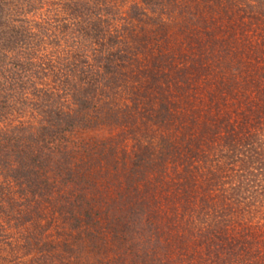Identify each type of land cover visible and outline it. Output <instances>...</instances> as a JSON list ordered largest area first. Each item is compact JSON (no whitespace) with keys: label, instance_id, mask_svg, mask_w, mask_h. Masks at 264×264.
Segmentation results:
<instances>
[{"label":"trees","instance_id":"obj_1","mask_svg":"<svg viewBox=\"0 0 264 264\" xmlns=\"http://www.w3.org/2000/svg\"><path fill=\"white\" fill-rule=\"evenodd\" d=\"M225 1H228L227 5L222 4L221 0L196 2L203 3L204 6L207 3L211 5V11L218 14L220 20H224V17L233 20V15L236 19H241V22L237 19L235 28L227 32L230 39L227 44L211 37L206 48L203 44H197L199 49L194 54L188 50L193 48L189 43L192 39L189 33L188 49L180 52V56L186 59L183 64L170 63L172 56L177 57L175 51L168 49L156 54L150 51L148 54H152L142 64L144 67L136 70L135 78L139 76V79L133 93L139 95L141 90L150 88L149 83L157 81L155 85L152 83V88L157 95L158 108L152 107V114L136 111L133 117L126 116L125 113L122 119L127 126L125 135L130 137L136 128L139 134H133L131 139L135 146L128 155L132 159V166L128 168V172L121 168L120 178H124L125 185L122 189H125V192L119 194L117 209L115 206L112 208L114 219H106L107 230L111 232V244L119 249L113 263L264 264V0ZM75 2L71 6L73 8L66 13L65 19L73 20V30L80 34L83 42L85 39L89 42L87 39L91 38V44L96 41L102 47L108 48L125 40L124 37L128 38V31L123 35L113 26V21L120 15L117 16L112 4L110 6L111 0H94L93 5ZM146 2L154 6L153 4L158 5L157 2L160 3L161 0ZM187 2H193V6L187 7L197 9L199 5L193 0ZM3 5L0 3V45L14 47L17 43L21 46L27 44L31 35L29 27L22 26L18 36L3 29L4 16L10 13L5 12L7 9ZM214 5L219 7L220 11H214ZM228 5L249 7L250 11L241 13V9L232 11L227 8L223 11ZM131 9L134 12L130 13V17L139 15L135 12L140 11L138 5H132ZM187 12L192 18L191 23L202 21L195 19L198 10ZM183 19L182 26L187 29L188 18ZM22 20L25 23L27 19ZM42 22L40 20L35 23L38 26H47L41 28L40 40L48 32H52L51 28L53 32L62 31L61 26L53 25L54 20H47L45 23L42 16ZM54 26H57V31ZM67 29L71 31L66 24L64 32ZM249 31L251 36L248 35ZM129 38L132 39L131 36ZM51 39L58 41L59 36L55 35ZM73 41H76L77 46L73 47L72 44L68 55H65V66L71 70L65 77L67 80L73 78L74 67L79 64L78 71L83 77L78 76V90H75L74 85L73 89H64L62 92L59 89L53 93L40 94V100L33 101L36 108L29 113L33 118H37V123L27 122L25 125L0 127V172L7 174L12 180L20 192L18 196L22 198L23 205L22 209H15L14 204L7 207L2 198H6V195L0 190V214L2 213L5 219L16 217L17 212L23 213L26 219H29L32 213L39 214L43 205L41 202L51 205L52 218L65 219L68 224L66 226L71 229L80 230V226L91 228L93 219L99 214L98 209H94V204L91 206L90 200L87 199V192L97 189L103 183L107 184L109 172L103 170L100 176L89 166L82 170L86 163L95 165L94 162H98L94 161L96 158H107L103 153L111 149L106 148L107 145L102 142L97 145L82 138V111L94 108L90 103L94 94L102 91L104 86L112 88L122 76H126L122 75L121 69L126 68L127 64L138 62V58L134 55L132 47H128V52L119 56L122 63H109L110 56L95 54L94 59H91L96 64L91 66L86 63L88 57L83 53L88 45L80 44L76 37ZM22 48L17 58L12 55L13 51L9 53L10 51L5 49L1 50L0 69L6 71V79L11 81V73L15 71H18L19 76L22 72L33 75H44L43 71L48 72L41 66L44 62L34 63L30 46L27 53H24V47ZM60 58L61 56H57L56 60L46 61L53 62L45 63L50 74L56 75L53 70L60 65ZM124 63L126 65H123ZM61 65L64 66L62 63ZM36 66L39 68H35ZM173 92L177 96V102H185L191 94L198 109L192 110L185 123L179 122L173 127H168L167 122L172 116L168 112L167 103L174 101H171L167 93L174 96ZM62 97L65 98L66 104L64 99L61 100ZM136 98H132V103L137 107L139 102ZM1 101L0 118H9L11 114L16 113L6 107L5 98ZM103 104L97 106L96 114L101 118H108L114 111L107 102ZM135 114H140L139 118H150L155 127L159 126V123L162 127L165 126L162 132L161 129L159 132L155 130L160 136L158 142L152 141L154 136H146L142 131L143 127H138L144 122L139 124ZM112 148L114 150V146ZM96 152H99L100 157H93ZM122 154L126 155L124 152ZM99 164L101 166L102 162ZM145 165H153L156 173L147 175L146 169L143 168ZM168 165L175 170L174 176L171 175L173 170L167 171ZM80 168L83 169L79 175ZM175 176L177 187L179 186L183 194H188L193 189V201H190L189 196H182L181 199H176L177 202L173 205L167 202L161 219H156L154 211L150 212L147 208L155 204V197H160L155 192L157 184L161 187L159 192L162 193L169 185L175 195ZM59 182L72 185V188L76 185L81 187L74 194L69 192V196L59 194ZM150 187L149 193L147 190ZM141 190L147 194L144 198L142 195L145 193H140ZM163 196L165 194L161 197ZM165 198L169 200L173 197ZM101 200H105L104 197H101ZM106 211L111 213L112 210L109 207ZM159 211L161 210L155 212ZM69 219H72L70 223ZM171 219L178 221L173 223ZM58 222L60 224L61 220ZM62 224L65 225V222ZM173 224V234H169V237L164 235L167 233L162 230L166 226L170 228ZM160 237L163 242L168 241L167 247L173 246L176 251L169 248L157 251L158 246L162 245ZM98 239L97 236L96 240ZM37 242L39 241L36 238L33 244ZM91 244H94V241ZM64 258L63 261L68 258L67 255H64ZM45 260L52 259L47 256Z\"/></svg>","mask_w":264,"mask_h":264},{"label":"rangeland","instance_id":"obj_2","mask_svg":"<svg viewBox=\"0 0 264 264\" xmlns=\"http://www.w3.org/2000/svg\"><path fill=\"white\" fill-rule=\"evenodd\" d=\"M75 1L84 2L89 5L94 4V0H0V3L4 4V8L7 9V11L5 12L10 11V13H7L4 16V19L2 21L3 29L9 32V34L13 33L17 36L18 31L22 28V26L29 27V30L31 31V35L29 34L30 37L27 40V44H22L21 46L20 43H17L14 47L9 45L3 47L0 45V52L2 49L3 51L4 49L7 52L10 51L9 53L13 51L12 55H15V58H17L18 56H20V50H23L22 47H24L23 52L27 53L30 46V55L33 54L32 59L33 61H35L34 63L44 62V64H41V66L48 70V72L43 71L45 73L44 75H38L36 73L34 75L33 73L23 74L22 72L20 76L19 73L17 75L18 71H15L14 73H11L12 75L10 76V81L5 78L6 71L0 69V104L2 103L1 100L5 98L7 101L5 102L6 107L16 111V113L11 114L9 118L1 117L0 127H13L16 124L25 125V123L27 122L28 124L37 123V118H33V116L29 115V113L36 108L33 101L38 102L40 100L38 98L40 94H44L45 92L53 93L59 91V89L62 92L65 91L64 89H73L74 85L75 90H78V76L80 75V77H83V74L78 71L79 64H76L77 66L74 67L75 72L73 74L75 76H73V78H68L67 80V78L65 77L68 71H71L67 68V66H65V64H67L65 55H68V51L71 50L69 47L72 44H74L73 47L75 46L76 41H73L75 37L79 40L80 44L82 43L84 45H88L84 48L83 53L86 54L89 59L88 60L85 58L86 63L91 64V66H95L96 64L92 60L94 59L95 54L101 55L102 57L103 55L105 57L110 56L109 63L120 64L122 63V60H120L119 56L127 53L129 48L132 47L134 55L138 58V62H132V65L131 63L127 65L124 63L123 65H126V68H122L121 70H123L122 75L126 74V76H122V79L119 80L116 83L117 85L115 84L112 88L104 86L102 90L104 91V93H102V91L95 93L94 97H92L93 100L90 102L92 107L94 108H87L86 111H82L84 117L83 121H81L83 125L80 126V134L82 138L91 140L97 145L102 142L105 144V146L107 145L106 148L111 149V151L109 152H100V154L103 153L107 155V158L109 159L108 161L110 162L107 161V158H101L99 152H96V154H93V157L96 158V156H99V160H96L97 158L94 160L98 162L93 161L95 165H88V163H86V167L84 165L85 168H80L78 172L80 175L82 171L88 168V166L89 168H91V170H96L98 172V175L100 176L102 175L101 172H103V170H105V172H109L107 184L103 183L97 189H90V192H87V199L90 200L91 206L94 204V209H98L99 214L95 219H93V226L91 228L85 229L86 227L80 226V230H77L76 228L71 229L66 226L68 224L65 219L52 218V214H50L51 205L46 202H41V204L43 205H41L39 214L35 212L32 213V216L27 215L29 216V219H26V216L21 212H17V218L7 217L6 219L3 215H1V213L0 264H62L64 255H67L68 257L66 259L67 261H63L64 264H120V262L113 263V260L116 259L115 256L117 255V253H119V249L111 244V232L110 230H107L108 221L106 219H114V210L112 208L115 206L117 209V201H120L119 194L121 192H125V189H122V187H124L125 185L123 183L124 178L123 180H121L120 178L121 168L122 170H125V172H128V168L132 166V159H130V156L128 155H130L129 153L135 146L133 145L134 142L131 139L133 134H135L134 136H137V134H139V130L136 128V130L138 131L135 130L130 137L125 135L127 126L125 125V122L122 121V119L125 117V113L126 116L130 115L133 117V114L136 111L137 113H139L140 110L147 111L148 113L152 114L153 112L151 111V108H158L157 95L155 94L154 88H152V85H155L157 81H153V84L149 83L150 88H146L143 91L141 90L139 95L133 93L135 91L134 87H136L137 85V79H139V76L135 78L137 76L136 70H139V68L142 69L144 67V65L142 66V64L145 63L146 60H148L147 57L152 53L156 54L157 52H163L165 50L168 51V49L171 51H175L174 54L176 53L177 55V57L172 56V61H170V63L172 62L173 64H183L186 59L185 57L180 56V52L183 53L184 50L188 49L187 37L189 33L192 36L190 37L192 39H190L189 43L193 45V48L190 47V49L188 50L189 52H193L194 54L197 53L199 49V47H196L197 44H203L204 48H206L208 39H210L211 37H214V39L221 42L223 41L224 44H227L230 40L228 39L227 32L233 30L235 28L234 24L238 23L239 20L241 22V19L238 18L237 22L235 15H233L232 17L233 20L225 19L226 17H224V20H220L218 14H214V12L211 11V5L209 6V4L207 3V5L204 6L205 4L196 2L198 0H193L196 3H199L197 9L194 7L191 8V6H193V2L186 3V1L190 0H161L160 3L157 2L158 5L153 4L154 6H151V3L148 4L146 0H111L110 6L112 4V9L115 10L117 16L120 15L115 21H113V26L118 32H122L121 34L123 35L126 34V31H128V38L124 37L125 40L121 41L119 44H113L110 47L108 46V48H104L101 46V44L96 43V41L91 44L93 42V39L91 38L87 39L89 40V42H86V39L83 42V40H81L82 37L80 36V34H77L73 30V20L65 19L66 13H68L70 8H73L71 6ZM175 1H177L178 4L175 3ZM221 1H223L222 4H228V1ZM135 4L140 8L138 9L140 11H135L139 15L130 17V13L134 12V10L131 9V6ZM188 5L191 6L187 7ZM225 8L232 11L241 9V13H243L244 11H250L249 7L238 8V6L230 7L228 5V7H224L222 10L224 11ZM217 9H219L220 11V8L217 6L215 7L214 5L213 10L217 11ZM181 10L185 13L181 12ZM187 10H196V12L198 10V12H200L201 14H197V12L195 14V19H201L202 21L191 23L190 20L192 18L189 16V14H187L189 13L187 12ZM42 16L45 23L47 22V20H54L53 25H58L59 27L61 26L62 31L58 33L53 32V28H51L52 32H48V34L45 35L42 40H40L39 36H42L40 35V30L41 28L47 26H43V24L41 26H38L35 23L40 20L42 22ZM25 18L27 20L25 23H23L22 19L25 20ZM183 18H188L186 19L188 23V26H186L187 29H184V27L182 26V23H184ZM66 24L68 28L71 29V31L67 29V31L64 32L63 29ZM54 27L56 29L55 31H57V26ZM251 34V31H249L248 35L251 36ZM55 35L59 36V39L58 41L54 42L51 37ZM129 36H131L132 39L129 38ZM195 37L197 39H195ZM235 42L237 43L238 41ZM88 47H91V49H89ZM95 49L100 52H96ZM150 51H152V53L148 54ZM57 56H61L59 62L60 65L54 70L52 68V70L56 74L53 75L50 74L49 69L47 65H45V63H53L46 61H50L51 59L56 60ZM165 61L167 62V58L165 59ZM61 63L64 66H62ZM13 68L14 67L11 64V69ZM35 68H39V66H36ZM142 93L146 94L142 95ZM167 94L169 95V97H171V101H174L170 104L167 103L168 112L171 113L170 115L173 118H171L167 122L168 127H173L179 122H184L185 120L189 119L192 110L198 109V105L196 104L195 100L192 99L191 94V97L188 96L185 102H179V100L177 102V96L175 95V93L174 96H172L173 94ZM133 97H137L136 100H138L139 102L137 107L134 105V103H132ZM63 99L64 104H66L64 97H62L61 100ZM60 102L62 103V101ZM103 102H107V105H110V108L115 112H112L111 115L108 116V118H101L100 115L98 116L96 114L97 106L104 105ZM116 112L122 114L117 115ZM113 113L115 116L113 115ZM139 117H141L140 114H135V118H138L137 122L140 124L141 121H143L144 124H140L138 127H143L142 131L146 133V136H154L152 141L158 142L160 136L158 135L159 133H155V130H158L159 132L161 129L160 132H162L165 126L162 127V125L159 123V126L157 125L155 127L150 118L147 119L146 117ZM102 146L104 145L102 144ZM113 146L114 150L112 148ZM123 152L126 153V155L122 154ZM104 160H106V162ZM100 162H102L101 166L99 164ZM114 167H118L119 169L115 170ZM143 168L146 169L145 173H148L147 175H149L150 173H156L153 165H145V167ZM172 170L173 169L170 167V165H168L167 171L170 172ZM174 173L175 170H173V173H171V175L174 176ZM174 178L173 182L175 184L173 185V189L175 190V195L169 185L168 188H164L162 190V193L159 192V190H161V187L159 184H157L155 192L159 194L160 197H155V204L152 206L150 205L149 208H147L151 210L150 212L154 211L156 219H161L160 217L162 216L165 209L164 205H166L167 202L173 205L174 202H177L176 199H181L182 196H189L191 197L190 201H193V189H191L188 194H183L179 186L177 187L176 176ZM82 185L84 186L85 184ZM58 186V193L65 195H68L69 192L74 194L81 187V185H76V187H78L77 189H75L76 187L72 188V185H64L61 182H59ZM167 189H169V191ZM0 190L4 195H6V198H4L3 196L2 198L4 199V204H6L7 207H10V205L14 204L15 209H22V198L18 196L20 195V192L18 191L12 180L9 179L7 174L3 172H0ZM147 191L150 193L151 187ZM101 192H103V195H101ZM140 193L143 194L145 192L141 190ZM163 194H165L166 197L172 196L173 198L167 200L168 198H165V196H163V198L161 197ZM146 195L147 194L145 193L142 195V197L144 198ZM101 197H104L105 200H101ZM187 199L189 200V198ZM197 201L199 202V200ZM109 207L112 210L111 213L106 211ZM159 209L161 210L159 211V213L155 212ZM60 220L61 222L60 224H58V221ZM171 220H173V223H176L178 221L175 219ZM197 220L199 219H196V221ZM68 221L70 223L72 219H69ZM63 222H65V225L62 224ZM173 227H175L174 224L170 227L171 229L169 228V226H166V228L162 230L164 233H167L164 235H168L169 237V234H173ZM97 236L99 237L98 240H96ZM100 237L103 240H101ZM36 238L39 242L33 244ZM159 239L162 242V245L160 247L158 246L157 251H159V249L164 250L166 248H169L171 251L175 249L176 251V248H174L173 246H170L171 248L167 247L169 246L168 241L163 242L162 237H160ZM92 241H94V244H91ZM47 256L51 257L52 260L46 261L45 258Z\"/></svg>","mask_w":264,"mask_h":264}]
</instances>
